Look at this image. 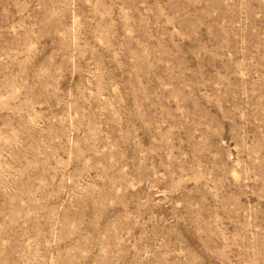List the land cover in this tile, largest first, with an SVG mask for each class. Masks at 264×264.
Masks as SVG:
<instances>
[{
	"label": "rangeland",
	"instance_id": "obj_1",
	"mask_svg": "<svg viewBox=\"0 0 264 264\" xmlns=\"http://www.w3.org/2000/svg\"><path fill=\"white\" fill-rule=\"evenodd\" d=\"M0 264H264V0H0Z\"/></svg>",
	"mask_w": 264,
	"mask_h": 264
}]
</instances>
